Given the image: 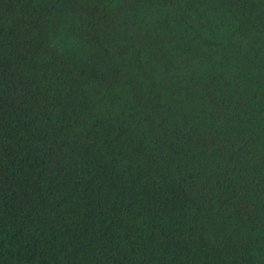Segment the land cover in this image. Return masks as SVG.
Instances as JSON below:
<instances>
[{
	"label": "trees",
	"instance_id": "16d2710c",
	"mask_svg": "<svg viewBox=\"0 0 264 264\" xmlns=\"http://www.w3.org/2000/svg\"><path fill=\"white\" fill-rule=\"evenodd\" d=\"M0 264H264V0H0Z\"/></svg>",
	"mask_w": 264,
	"mask_h": 264
}]
</instances>
